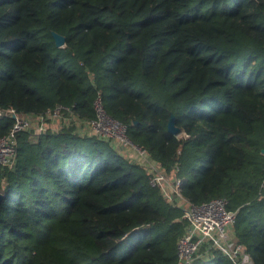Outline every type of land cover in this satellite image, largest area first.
I'll return each mask as SVG.
<instances>
[{
  "label": "trees",
  "instance_id": "16d2710c",
  "mask_svg": "<svg viewBox=\"0 0 264 264\" xmlns=\"http://www.w3.org/2000/svg\"><path fill=\"white\" fill-rule=\"evenodd\" d=\"M97 95L185 198L228 200L264 264V0H0V107L92 118ZM30 134L0 165V264L176 263L187 221L138 161L71 124ZM210 255L192 264H233Z\"/></svg>",
  "mask_w": 264,
  "mask_h": 264
},
{
  "label": "built area",
  "instance_id": "2783aa9c",
  "mask_svg": "<svg viewBox=\"0 0 264 264\" xmlns=\"http://www.w3.org/2000/svg\"><path fill=\"white\" fill-rule=\"evenodd\" d=\"M93 108L94 117L82 118L61 103L35 115L19 114L10 106L0 107V117L12 119L10 129L0 136V165L14 164L18 132L30 131L34 139L47 128L54 131L63 125H74L77 132L107 140L122 154L132 152L138 156L142 162L136 161L146 170L148 183L160 188L166 200L182 210L187 225L176 242L175 264H192L197 258L209 260L212 249L220 251L233 264H254L245 247L234 238L236 210L228 207L225 197L215 196L199 203L189 201L180 191L183 178L166 174L143 145L133 142L127 135L126 125L104 110L99 95L93 100ZM175 135L187 137L184 131Z\"/></svg>",
  "mask_w": 264,
  "mask_h": 264
},
{
  "label": "water",
  "instance_id": "95a60500",
  "mask_svg": "<svg viewBox=\"0 0 264 264\" xmlns=\"http://www.w3.org/2000/svg\"><path fill=\"white\" fill-rule=\"evenodd\" d=\"M52 36L56 46H62L64 44L65 37L62 34L52 31ZM167 129L173 134H176L180 130L179 127L175 124V118L173 113L169 114V118L167 121ZM262 152H264V148L262 149Z\"/></svg>",
  "mask_w": 264,
  "mask_h": 264
},
{
  "label": "rangeland",
  "instance_id": "374dc122",
  "mask_svg": "<svg viewBox=\"0 0 264 264\" xmlns=\"http://www.w3.org/2000/svg\"><path fill=\"white\" fill-rule=\"evenodd\" d=\"M83 131H85V130H83ZM85 132H88V131H85ZM85 134H87V133H85ZM126 155H127V158L128 159H134L135 161L136 160H139L140 162H142V160L138 156H136L134 153H132V152H130V153L126 154ZM124 251H125L124 246L123 245L122 246H119V247L115 248L114 250L110 251L109 253H107L106 255H103L101 257V259H102L101 261L103 263L105 260H110V259H113V258H118V257H120L124 253Z\"/></svg>",
  "mask_w": 264,
  "mask_h": 264
},
{
  "label": "crops",
  "instance_id": "0c3cea01",
  "mask_svg": "<svg viewBox=\"0 0 264 264\" xmlns=\"http://www.w3.org/2000/svg\"><path fill=\"white\" fill-rule=\"evenodd\" d=\"M125 156H127V155H125Z\"/></svg>",
  "mask_w": 264,
  "mask_h": 264
}]
</instances>
